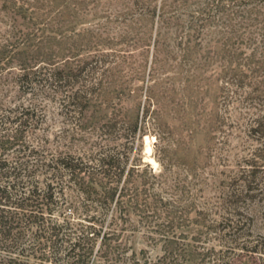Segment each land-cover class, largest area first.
Segmentation results:
<instances>
[{
	"label": "trees",
	"instance_id": "1",
	"mask_svg": "<svg viewBox=\"0 0 264 264\" xmlns=\"http://www.w3.org/2000/svg\"><path fill=\"white\" fill-rule=\"evenodd\" d=\"M0 22V82L16 87L0 93V264H264V234L243 232L258 212L236 210L261 189L150 226L164 198L141 155L149 132L190 175L237 124L264 162V0H0ZM131 215L155 258L128 244Z\"/></svg>",
	"mask_w": 264,
	"mask_h": 264
},
{
	"label": "rangeland",
	"instance_id": "2",
	"mask_svg": "<svg viewBox=\"0 0 264 264\" xmlns=\"http://www.w3.org/2000/svg\"><path fill=\"white\" fill-rule=\"evenodd\" d=\"M89 24L90 21L86 20L84 26H88ZM6 28L7 26L0 22V31ZM4 76L5 74L0 76L1 79ZM9 80L4 85L0 82V93L9 94L12 97L16 92V87L14 82L11 79ZM1 96L6 98L5 95ZM125 104L127 107H132L133 100L129 99ZM233 115L236 116V119H243L242 117L245 116L239 111H236ZM61 120V115L56 114L54 111L49 113L48 123L45 127L48 128L50 139L63 127ZM232 132L233 135L230 136V141L224 146V149L219 150L218 147H215L204 165L200 164V167L190 175L186 174L183 163L168 159V156L160 158L154 152L155 137L149 132L143 135L141 147L142 160L150 163L153 170L159 174V184L158 182L155 184V189H161V195L164 198L162 201H157L154 204V213L148 218L147 225L153 226L163 222L176 207L180 206V208L194 206L197 209L219 208L221 206L220 197L222 189H236L237 195L240 189H261V193L255 198L245 197V195L236 196V210L258 212L253 222L246 223L243 232L245 234H250L249 232H251L250 235H253L251 239H254L256 235L264 234V162L257 160L254 163V168L250 165L251 162H247L259 144L253 138L248 137L243 128L237 124L236 128L232 129ZM31 139H33V136H31ZM62 140L64 141V139ZM205 144L203 134L198 133L189 145V148L191 151H195L199 146ZM80 145V142L72 141L70 149L77 150ZM148 146H150V154L147 156L146 149ZM226 156L228 157L226 158ZM235 172L236 175H234ZM225 175H228V177L225 178ZM68 180L69 178L62 179L63 182ZM63 189L76 188L72 186ZM192 210L194 211V209ZM84 218L81 217V219H76V221L82 222L84 225L89 224V222L84 221ZM130 220L136 226L132 231L127 233V242L132 250L137 253L145 250L147 254H150L151 258L158 256L160 254L159 245L153 244L145 235L146 227L144 221L146 219L140 225L136 223L138 220L136 216L131 215ZM239 242L240 240L236 241V243Z\"/></svg>",
	"mask_w": 264,
	"mask_h": 264
},
{
	"label": "bare ground",
	"instance_id": "3",
	"mask_svg": "<svg viewBox=\"0 0 264 264\" xmlns=\"http://www.w3.org/2000/svg\"><path fill=\"white\" fill-rule=\"evenodd\" d=\"M146 152H147V156H148L150 154V146L147 147Z\"/></svg>",
	"mask_w": 264,
	"mask_h": 264
}]
</instances>
